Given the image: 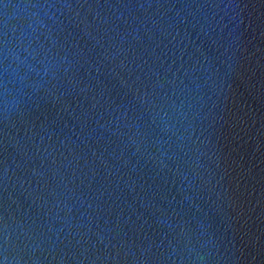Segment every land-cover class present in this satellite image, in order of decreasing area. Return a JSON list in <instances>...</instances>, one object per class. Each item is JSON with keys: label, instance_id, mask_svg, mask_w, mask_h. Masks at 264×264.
Returning a JSON list of instances; mask_svg holds the SVG:
<instances>
[{"label": "water", "instance_id": "1", "mask_svg": "<svg viewBox=\"0 0 264 264\" xmlns=\"http://www.w3.org/2000/svg\"><path fill=\"white\" fill-rule=\"evenodd\" d=\"M0 264H264V0H0Z\"/></svg>", "mask_w": 264, "mask_h": 264}]
</instances>
